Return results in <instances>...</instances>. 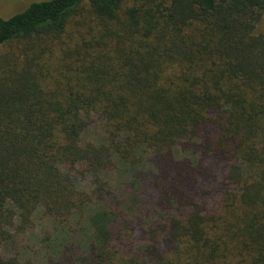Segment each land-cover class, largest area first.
I'll list each match as a JSON object with an SVG mask.
<instances>
[{"label":"trees","instance_id":"trees-1","mask_svg":"<svg viewBox=\"0 0 264 264\" xmlns=\"http://www.w3.org/2000/svg\"><path fill=\"white\" fill-rule=\"evenodd\" d=\"M263 17L264 0L0 16V264H264Z\"/></svg>","mask_w":264,"mask_h":264},{"label":"rangeland","instance_id":"rangeland-1","mask_svg":"<svg viewBox=\"0 0 264 264\" xmlns=\"http://www.w3.org/2000/svg\"><path fill=\"white\" fill-rule=\"evenodd\" d=\"M35 1L48 0H0V16L3 18H9L17 13L22 12L25 8L28 7V5ZM259 29L264 31V17L259 26ZM7 49H4L3 51H6Z\"/></svg>","mask_w":264,"mask_h":264}]
</instances>
